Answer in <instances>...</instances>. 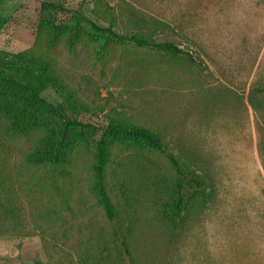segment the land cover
<instances>
[{
  "label": "rangeland",
  "instance_id": "1",
  "mask_svg": "<svg viewBox=\"0 0 264 264\" xmlns=\"http://www.w3.org/2000/svg\"><path fill=\"white\" fill-rule=\"evenodd\" d=\"M43 1L0 3L10 20L0 50L48 61L58 84L42 95L52 102L71 96L79 118L96 131L85 128L69 162L34 164L29 155L44 128L14 131L0 112V264L74 263L73 249L84 242L78 225L86 222L89 248L107 264L108 223L93 190V165L96 140L112 119L163 135L204 176L209 194L191 199L181 219H166L162 204L176 176L166 157L115 143L107 177L130 222L132 249L119 264H264V0H101L100 8L114 6L117 32L138 30L125 9L131 6L159 40L174 41L193 59L106 33L86 32L74 46L68 32L54 40L48 24L38 28ZM47 1L109 25L93 13L95 0ZM158 19L168 27L155 26Z\"/></svg>",
  "mask_w": 264,
  "mask_h": 264
},
{
  "label": "trees",
  "instance_id": "2",
  "mask_svg": "<svg viewBox=\"0 0 264 264\" xmlns=\"http://www.w3.org/2000/svg\"><path fill=\"white\" fill-rule=\"evenodd\" d=\"M2 1L0 0V3ZM102 1L104 3V0ZM100 3L101 0H95L92 11L99 19L108 21L107 26L97 23L80 8L68 9L62 3L45 0L41 4L38 28L48 24L54 40L68 32V42L71 46L80 42L86 32L93 35L106 33L107 37L117 42H129L139 47H150L172 55L186 54L193 59L189 51L181 48L174 41L159 40L154 35L153 28L148 26L147 20L142 15L138 16L140 10L131 6H126L125 9L129 15L137 17L138 30L130 33L117 32L113 29L117 21L114 6L105 2V7L100 8ZM66 12H70L71 16L61 21L60 15ZM9 21L0 11V31L6 29ZM154 24L162 29L169 25L161 19L156 20ZM57 81L58 77L50 63L37 55L28 51L0 50V112L6 113L10 118V126L14 131L24 132L43 127L46 133L29 155V161L34 164L56 166L69 162L71 150L79 139L85 137V128L92 132L96 131L95 125L88 124L79 118V106L71 96H66L61 102H52L42 95L46 88L58 84ZM261 91L264 92V89ZM120 141L137 143L148 150L161 152L176 172L167 191V199L162 204L166 219H181L191 199H206L209 195L204 176L198 174L187 161L179 158L163 135L149 127L112 119L104 128L101 137L96 140L93 165V190L108 223L107 237L104 239L107 264H119L126 257L131 258L132 255L130 222L121 215V202L113 198L107 177L113 145ZM119 192L122 195L125 194L122 185ZM7 208L18 213L12 206ZM90 223L78 225V229L84 232L81 236L84 242L73 249L76 257H74V263L70 262V264H99V254L93 253L89 248L91 238L93 239L91 230L85 231Z\"/></svg>",
  "mask_w": 264,
  "mask_h": 264
}]
</instances>
